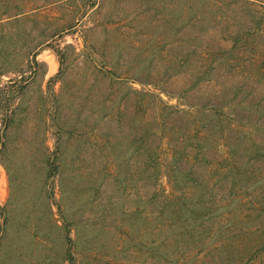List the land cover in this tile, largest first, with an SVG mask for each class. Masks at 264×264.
<instances>
[{
    "label": "rangeland",
    "instance_id": "1",
    "mask_svg": "<svg viewBox=\"0 0 264 264\" xmlns=\"http://www.w3.org/2000/svg\"><path fill=\"white\" fill-rule=\"evenodd\" d=\"M208 2L0 0V264H264V155L253 153L264 123L243 138L238 183L220 161L258 119L248 108L264 100V68L256 81L219 57L247 13ZM201 64L213 73L194 86ZM210 110L233 125H207ZM201 130L207 148L192 159ZM182 199L209 206L195 238Z\"/></svg>",
    "mask_w": 264,
    "mask_h": 264
},
{
    "label": "trees",
    "instance_id": "2",
    "mask_svg": "<svg viewBox=\"0 0 264 264\" xmlns=\"http://www.w3.org/2000/svg\"><path fill=\"white\" fill-rule=\"evenodd\" d=\"M204 1H209L208 4L204 3V6H208L211 7V9H213L214 7H222V3H229V6L234 3V4H238V6H243L246 9V22L243 26H241V28L239 27V32L235 33L234 30H231V34L229 36V39L231 40L232 44L229 48L224 49L221 52V55H219V57H223V59L225 60L226 64L230 67V68H244V69H248V71L245 73V75L248 78L251 79H255L256 81H260V77L256 78V75L253 70L258 67L260 69H262L261 67L264 68V41L263 42H257L256 41V36L261 35L264 38V0H192V8L194 7V5H200L202 2ZM215 9V8H214ZM201 17V16H200ZM202 18V17H201ZM247 23H250L251 25H248ZM254 42V54L251 57L247 56L246 53V49H248V47L252 44L251 42ZM207 53V50H204V52H201V55L203 56V58H206L207 63L209 64V62L212 60H215V57H209L205 56V54ZM224 56H223V55ZM211 61V63H212ZM208 64H201L203 65L202 67L196 66L195 68L193 67L192 70V76H195V80L193 82L194 86L200 81V80H209V76L211 75V73H213L212 70V65L210 64V66ZM263 64V65H262ZM261 65V66H260ZM106 75H108L109 77L115 78L114 76H118L116 72H113L111 69L108 70L106 73ZM193 86V87H194ZM264 87V84H263ZM240 88V89H239ZM243 92V85H241L240 87L236 88V94H241ZM151 95H155L157 96L155 93H149L148 92V96ZM159 97V96H157ZM144 99V98H143ZM258 99V98H257ZM162 101V103H164V99L162 97H159V102ZM258 102L253 103L249 108H248V112H255L258 114V119L253 121V120H245L241 122L242 125V130L240 129V131H243L244 135L242 134L241 137H238L237 139V144L233 147H231L230 151L231 152H224V157H222V159L220 161H222L223 166H224V170L225 172L228 173V177H231L232 180L235 183H238L236 181L237 178L242 179L243 177V173H245V171L241 172V157L238 154L239 152V148L246 150V145L248 144V139L244 140L243 138H246V135L248 132H250V135H252L251 129L253 127H256L258 125L262 126V124L264 123V100L258 99ZM239 104L243 103V100L238 101ZM168 104V103H167ZM144 105V104H143ZM172 106V105H169ZM168 107V105L166 106V108ZM208 110H205L204 107L200 106V105H194V108H192V110H190L188 113L194 115L195 117L198 116L199 112H205L207 113ZM208 115L214 116L215 119L207 117V121L206 124H215L217 127L221 125V128L223 127H227L226 124L224 126V123L228 122V124L230 126H232L233 124L231 123L234 119L230 118V116H226L220 112H216L213 110H210V113H208ZM262 119V121H261ZM205 124V125H206ZM235 125V124H234ZM264 125V124H263ZM210 126V125H209ZM236 127V125H235ZM201 133H197V141L194 143V146L197 147V151L196 153L192 156V159L195 158L197 159L196 154L198 153V151L200 153H202L203 155V148H207V145H205V142H203V140L206 139L205 136V132H203L202 130L200 131ZM251 140H254L253 136H251V138H249ZM255 141V140H254ZM253 144H257V149H255L253 151V153L255 152L256 154L254 156L257 155V157H259L260 155H264V146H261V143L256 142ZM151 153V152H150ZM206 153V152H204ZM227 154V155H226ZM150 156V162L149 165L150 167H154L157 169H160V157H158L155 153H151L149 154ZM158 159V160H157ZM166 163V161H164ZM166 173L168 174V176H170V180L174 181V183L177 185V183L180 180V176H179V172L182 173L181 168L178 167L177 162H174V160H167V164H166ZM158 171V170H157ZM239 179V180H240ZM172 201L168 202V200H165V204L164 206H166L167 208V204H170ZM179 204V209H183V210H188L191 211L192 215H196L194 217V222L192 224V227L190 229L185 228L187 231L190 230V232L188 235H190L191 237L195 238L197 237L196 235H198L197 233L199 232V230H201V228H206V221L210 219V215L208 214V210L209 206H204V202H202L200 199L195 202L186 200V199H182L179 202H177ZM202 203V204H201ZM193 204V207H192ZM172 206V205H171ZM172 210L174 213H178L176 212L174 209H170ZM261 211H264L263 209H260ZM171 211V212H172ZM208 214V215H207ZM221 222V221H220ZM229 223V222H225ZM222 227V226H221ZM220 227V228H221ZM218 228V229H220ZM208 244V240L206 241V243L204 244V241L202 242V244L195 242L194 246L192 248V253L194 254V251L199 252L201 248H204V246H206ZM162 258H168L170 259V256H167V253L164 251L161 252L159 254ZM183 260L178 259V258H171L170 259V264H203L204 260H199V262L197 260H193L192 261V257L187 259L184 256Z\"/></svg>",
    "mask_w": 264,
    "mask_h": 264
}]
</instances>
